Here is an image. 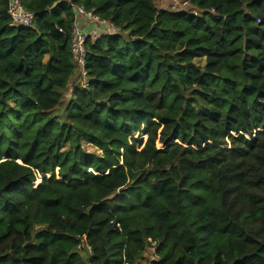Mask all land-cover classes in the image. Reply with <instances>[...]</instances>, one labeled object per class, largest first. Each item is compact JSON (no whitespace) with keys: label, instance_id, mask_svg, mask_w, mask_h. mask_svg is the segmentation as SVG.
I'll return each mask as SVG.
<instances>
[{"label":"trees","instance_id":"obj_1","mask_svg":"<svg viewBox=\"0 0 264 264\" xmlns=\"http://www.w3.org/2000/svg\"><path fill=\"white\" fill-rule=\"evenodd\" d=\"M185 1L0 0V264H264V0Z\"/></svg>","mask_w":264,"mask_h":264},{"label":"built area","instance_id":"obj_2","mask_svg":"<svg viewBox=\"0 0 264 264\" xmlns=\"http://www.w3.org/2000/svg\"><path fill=\"white\" fill-rule=\"evenodd\" d=\"M7 12L10 16V25H30L33 21V15L30 11L26 10L21 0H8ZM74 17L75 21L70 27V49L72 52V58L80 66L82 74L85 73L83 69V60L85 55V40L88 35H93L94 37L98 34L94 29L87 30L82 26V19L86 22L93 24H103V21L93 9H86L82 5H77L74 7ZM63 31L62 28H59ZM84 83H86L84 81ZM149 240V249L154 250L155 241Z\"/></svg>","mask_w":264,"mask_h":264},{"label":"rangeland","instance_id":"obj_3","mask_svg":"<svg viewBox=\"0 0 264 264\" xmlns=\"http://www.w3.org/2000/svg\"><path fill=\"white\" fill-rule=\"evenodd\" d=\"M153 1L158 8L168 9V10H173V11L174 10H181V9L190 10L191 8H194L185 0H153ZM194 10L197 11L196 8ZM108 26H111V25L108 24L107 22L103 23V24H97V25L95 24L94 30L96 31L97 34H101L105 31L113 30L112 26L111 27H108ZM80 80H81V78H80ZM76 81L79 82V77H76ZM68 97H69V91L66 94L65 102L68 99ZM133 136L137 140L140 138V137H138L139 136L138 133L133 134ZM142 136H143L142 139H145V135H142ZM136 146H139L138 142H137ZM84 148L87 151L99 153L97 148L91 144H84ZM54 172L57 173V170H55ZM50 174H47V175H50ZM41 175L42 174H37V179L34 182V184H37L41 180ZM155 246H154V249H155ZM153 252H154L153 249L147 250L145 252L144 256L141 259H139V261L137 260L135 262H137L138 264H147L149 259L152 257Z\"/></svg>","mask_w":264,"mask_h":264},{"label":"crops","instance_id":"obj_4","mask_svg":"<svg viewBox=\"0 0 264 264\" xmlns=\"http://www.w3.org/2000/svg\"><path fill=\"white\" fill-rule=\"evenodd\" d=\"M82 26H83L85 29H87V30H92V29L95 28V24H92V23H90V22H86V21H84V19H82ZM108 27H110V26H108Z\"/></svg>","mask_w":264,"mask_h":264},{"label":"water","instance_id":"obj_5","mask_svg":"<svg viewBox=\"0 0 264 264\" xmlns=\"http://www.w3.org/2000/svg\"><path fill=\"white\" fill-rule=\"evenodd\" d=\"M51 175V174H50Z\"/></svg>","mask_w":264,"mask_h":264}]
</instances>
